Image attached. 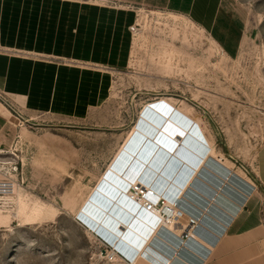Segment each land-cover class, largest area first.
<instances>
[{
    "label": "rangeland",
    "instance_id": "obj_1",
    "mask_svg": "<svg viewBox=\"0 0 264 264\" xmlns=\"http://www.w3.org/2000/svg\"><path fill=\"white\" fill-rule=\"evenodd\" d=\"M238 3L246 35L233 59L186 17L136 7L125 67L51 61L95 78L58 79V111L17 112L0 151V162L17 168L14 194L0 211V264H119L105 259L95 238L102 236L84 227L78 211L142 110L159 99L193 119L211 146L215 170L205 167L181 203L200 209L207 238L217 234L225 202L255 184L252 165L264 142V0Z\"/></svg>",
    "mask_w": 264,
    "mask_h": 264
},
{
    "label": "crops",
    "instance_id": "obj_2",
    "mask_svg": "<svg viewBox=\"0 0 264 264\" xmlns=\"http://www.w3.org/2000/svg\"><path fill=\"white\" fill-rule=\"evenodd\" d=\"M136 7L186 17L229 59L238 55L246 35V13L238 0H0V93L10 101L8 109L0 97V151L18 126L17 112L58 111V79H73L76 74L81 77V73L84 78H95L51 61L111 71L128 64L129 29L135 23L132 10ZM44 58L50 63H42ZM252 170L253 188L246 186L240 202H225L227 211L217 234L207 238V224H201L197 238L207 241L209 247L193 241L190 249L180 252L186 264H264V142L256 152ZM185 207L190 214L200 212L194 205ZM213 228L218 229L216 224ZM174 229L178 228L168 227L169 231ZM173 233L178 235L179 230ZM154 244L163 254L161 240ZM169 248L171 251L163 255L171 258L175 248L170 244Z\"/></svg>",
    "mask_w": 264,
    "mask_h": 264
},
{
    "label": "bare ground",
    "instance_id": "obj_3",
    "mask_svg": "<svg viewBox=\"0 0 264 264\" xmlns=\"http://www.w3.org/2000/svg\"><path fill=\"white\" fill-rule=\"evenodd\" d=\"M140 114V123L134 125L111 164L79 208V219L84 227L100 234L130 259L138 254L133 264L143 260L150 264H186L178 256L180 250H175L174 256L169 259L163 255L166 251L160 249L162 254L154 249L153 240L158 235L164 238L161 241L164 245L170 241L159 232L162 228L156 230L139 248L143 239L149 237L146 234L150 231L147 226L150 225V215L142 209L141 204L129 199L127 191L140 186L144 190H153L170 204L181 203L205 167L215 170L216 165L211 162V146L200 126L164 99L147 104ZM229 177L225 179L223 188ZM222 187L220 191L224 190ZM242 191H238L239 196L244 197L246 190L242 188ZM240 198L235 202H240ZM207 202L208 206L212 204V200ZM169 226L165 230L173 233L168 230ZM197 237L194 236V241L209 247L207 241ZM176 247L178 244H175ZM126 249H131L132 253L126 252Z\"/></svg>",
    "mask_w": 264,
    "mask_h": 264
},
{
    "label": "built area",
    "instance_id": "obj_4",
    "mask_svg": "<svg viewBox=\"0 0 264 264\" xmlns=\"http://www.w3.org/2000/svg\"><path fill=\"white\" fill-rule=\"evenodd\" d=\"M129 31L134 35L137 32V24L135 23L130 27ZM4 106L9 109L8 104H4ZM16 170L17 168L13 167L11 163L0 162V211L8 208V200L14 194L15 181L12 179L10 172ZM127 192L129 199L135 203L141 204L142 209L150 215L149 226L152 228L151 235L156 230L158 231L162 228L159 232L163 233V235L170 240L167 242L168 245L163 244L165 251H171L169 244L171 246L173 245L174 248V244H178V247H176L175 250H180V252H183L186 248L190 247V243H193L194 236L198 235V230L201 225L202 218L198 212L196 215L190 214L182 203L170 204L166 199L161 198L153 190H144L140 186H135V188H131ZM169 225H174L179 228L178 235L165 230V227ZM150 236L147 238L146 242ZM95 238L104 247V256L108 262H117L119 264L134 263L138 254H136L133 259H130V256L119 251L110 243L104 241L101 237L95 236ZM175 250H172L174 251L173 254L175 253Z\"/></svg>",
    "mask_w": 264,
    "mask_h": 264
}]
</instances>
